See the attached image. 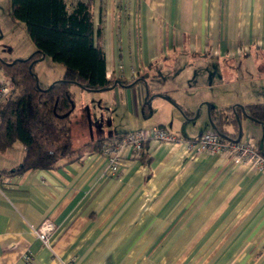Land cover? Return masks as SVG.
<instances>
[{"label": "crops", "instance_id": "1", "mask_svg": "<svg viewBox=\"0 0 264 264\" xmlns=\"http://www.w3.org/2000/svg\"><path fill=\"white\" fill-rule=\"evenodd\" d=\"M93 12L107 76L121 83L98 91L73 85L76 159L16 172L24 145L0 149V264H264V171L169 142L137 157L124 149L113 176L97 146L159 125L187 139L213 129L211 107L235 104L217 97L238 96L237 88L219 90L223 78L238 79L237 60L251 63L250 98L236 104L259 102L264 0H95ZM215 58L218 67L202 70ZM203 71L217 74L199 83ZM0 77L19 89L3 68ZM99 91L108 99L89 93ZM241 122V140L261 143L264 124ZM47 217L56 224L51 246L34 230Z\"/></svg>", "mask_w": 264, "mask_h": 264}, {"label": "trees", "instance_id": "2", "mask_svg": "<svg viewBox=\"0 0 264 264\" xmlns=\"http://www.w3.org/2000/svg\"><path fill=\"white\" fill-rule=\"evenodd\" d=\"M94 2L11 0L12 14L25 23L37 48L24 60L12 63L1 60L6 77L19 84V89L11 87L8 96L0 102V149L16 142L26 149L16 172L54 169L76 159L71 134L75 106L72 87L78 84L86 90H99L114 83L115 79L107 76L101 26L94 23ZM43 54L64 65L62 78L48 85L40 84L34 66L30 68ZM210 114L221 137L235 140L239 135V118L248 116L264 124V101L211 107ZM229 124L234 125L233 132L227 129ZM105 140L109 139L97 142L99 149ZM257 148L264 155V139ZM146 150L147 147L143 155Z\"/></svg>", "mask_w": 264, "mask_h": 264}, {"label": "built area", "instance_id": "3", "mask_svg": "<svg viewBox=\"0 0 264 264\" xmlns=\"http://www.w3.org/2000/svg\"><path fill=\"white\" fill-rule=\"evenodd\" d=\"M10 90V81L5 77H0V102L8 96ZM169 142H185L197 153L209 152L231 155L237 161L245 162L264 171V155L258 151L253 137L244 140H230L221 137L220 133L214 128L202 132L196 138L189 139L178 136L164 126L140 128L114 141H103L99 153L107 157L109 161V173L116 176L121 171L122 151L124 149L130 150L132 157H137L143 154L146 147L150 149L151 145ZM34 230L44 245L51 246L56 231V224L53 219L50 217L45 218ZM30 258L31 256L27 255V259Z\"/></svg>", "mask_w": 264, "mask_h": 264}, {"label": "rangeland", "instance_id": "4", "mask_svg": "<svg viewBox=\"0 0 264 264\" xmlns=\"http://www.w3.org/2000/svg\"><path fill=\"white\" fill-rule=\"evenodd\" d=\"M20 23L22 22L17 18H15L14 15L12 14L11 0H0V68L1 69L3 68V64L1 60L8 61V59L14 60L16 58L25 59L37 50V48L35 47L36 46L35 43L32 41L31 37L27 34L28 32H26V30L24 31V28L21 26ZM32 47L35 48L32 50ZM20 55H23L25 57H21ZM175 59L183 60L186 59V57L176 56ZM221 60L222 59L215 58L211 61H206L202 65V70L210 69V66L212 65L214 66V63H215L214 67H218L216 63H219V61ZM235 62L239 65V70H238L239 77L236 80V82H228L226 79L223 78V81H221L222 84L221 89L217 88V86L216 88L219 89L220 91H223L225 89L228 90V89L237 88L238 96L229 97L228 95L222 93L219 97H217L219 98V100H224L225 102H229V103L233 102L236 104L242 102L243 100H245L246 102L250 98V97L249 98L246 97L247 90L245 89L246 88L245 74L248 71V64L251 62L249 60L247 62V65L244 64L245 60L243 61L237 60ZM63 66H64L63 63L52 59L50 56H47L46 58H43L34 64V72L37 76L39 83L42 85H46V83L50 84L53 81L62 78L60 74L62 72L61 67ZM203 72L206 75V77L200 78L199 83L205 82L207 84L208 81L206 78H210L213 75L217 74L216 71L214 72L203 71ZM255 88L256 89L253 91L255 94L254 99L259 101H264V84L262 85L261 88L260 87L259 88L255 87ZM102 92L105 91L89 92V93H93L91 94V96H93L95 99H98L99 97L108 99L107 98L108 94L96 95V93H102ZM224 96H227L228 99H226V97ZM93 104H95V101Z\"/></svg>", "mask_w": 264, "mask_h": 264}, {"label": "water", "instance_id": "5", "mask_svg": "<svg viewBox=\"0 0 264 264\" xmlns=\"http://www.w3.org/2000/svg\"><path fill=\"white\" fill-rule=\"evenodd\" d=\"M45 56H46V54H43V55L41 56V59L44 58ZM20 59H23V58H20ZM25 59H26V58H25ZM23 60H24V59H23ZM14 61H16V59H15ZM14 61H11L10 63H12V62H14ZM35 61H36V60H34V61L30 64V68L33 67ZM38 82H39V81H38ZM116 83H121V81L117 80V81H115L114 84H116ZM147 96H149V89L147 90ZM166 97H167L168 99H170L169 96H166ZM211 123H212L213 126L215 125V124L213 123L212 120H211ZM239 127H240L239 135H238V137H237L235 140H240V139H241V136H242V123H241V119H240V118H239Z\"/></svg>", "mask_w": 264, "mask_h": 264}]
</instances>
